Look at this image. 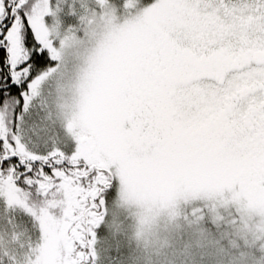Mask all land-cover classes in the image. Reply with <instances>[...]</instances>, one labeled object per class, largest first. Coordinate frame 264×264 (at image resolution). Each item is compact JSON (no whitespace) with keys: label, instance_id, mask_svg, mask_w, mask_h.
<instances>
[{"label":"snow or ice","instance_id":"snow-or-ice-1","mask_svg":"<svg viewBox=\"0 0 264 264\" xmlns=\"http://www.w3.org/2000/svg\"><path fill=\"white\" fill-rule=\"evenodd\" d=\"M0 264H264V0H0Z\"/></svg>","mask_w":264,"mask_h":264}]
</instances>
